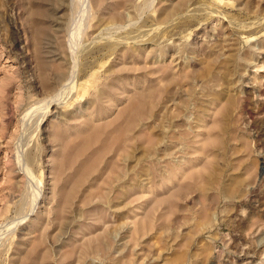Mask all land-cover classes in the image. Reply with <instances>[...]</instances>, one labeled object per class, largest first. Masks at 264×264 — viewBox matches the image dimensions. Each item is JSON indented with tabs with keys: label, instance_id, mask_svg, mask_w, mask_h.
<instances>
[{
	"label": "rangeland",
	"instance_id": "374dc122",
	"mask_svg": "<svg viewBox=\"0 0 264 264\" xmlns=\"http://www.w3.org/2000/svg\"><path fill=\"white\" fill-rule=\"evenodd\" d=\"M85 1L0 0V264H264V0Z\"/></svg>",
	"mask_w": 264,
	"mask_h": 264
},
{
	"label": "bare ground",
	"instance_id": "6f19581e",
	"mask_svg": "<svg viewBox=\"0 0 264 264\" xmlns=\"http://www.w3.org/2000/svg\"><path fill=\"white\" fill-rule=\"evenodd\" d=\"M86 2H88V0H86L85 3H86ZM87 5H90V4H87ZM87 5H86V6H87ZM87 8H89V7H87ZM88 15H89V14H88ZM87 19H88V18H87Z\"/></svg>",
	"mask_w": 264,
	"mask_h": 264
}]
</instances>
